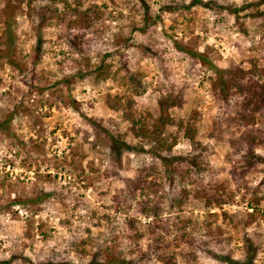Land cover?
<instances>
[{"label": "rangeland", "instance_id": "374dc122", "mask_svg": "<svg viewBox=\"0 0 264 264\" xmlns=\"http://www.w3.org/2000/svg\"><path fill=\"white\" fill-rule=\"evenodd\" d=\"M78 1L94 3L103 13L86 52L90 66L112 67L115 73L106 80L77 75L78 58L68 48L72 35L63 25H43L24 4L23 14L13 12L7 24L6 4H20L0 0V264H23L10 259L11 253L24 257V264L91 260L111 227L118 229L122 221L108 208L111 196L152 163L146 148H135L121 112L106 107L107 95L131 98L135 112L155 118L158 100L168 94L181 97L169 110L173 124L165 133L176 141L174 158L191 153L184 136L190 127L197 130L195 155L206 181L225 179L233 190L231 171L235 177L240 170L249 173L246 188L218 208L188 200L185 217L208 219L218 228L214 240L202 234L196 239L195 264H247V236L256 249L251 264H264V148L248 158L227 144L228 137L212 131V122L224 116L213 91L236 69L264 63V16L244 8L254 0ZM41 5L49 4L35 3ZM259 10L264 13V5ZM143 11H149V21L141 33ZM120 31L127 43L118 48L111 40ZM39 38V60L33 64ZM88 120L101 124L111 139H94ZM255 124L264 134V118L257 117ZM176 187L170 181L167 193ZM176 264L186 259L177 255Z\"/></svg>", "mask_w": 264, "mask_h": 264}, {"label": "trees", "instance_id": "16d2710c", "mask_svg": "<svg viewBox=\"0 0 264 264\" xmlns=\"http://www.w3.org/2000/svg\"><path fill=\"white\" fill-rule=\"evenodd\" d=\"M36 2L49 5L37 7ZM18 4L20 6L16 8L6 4L7 24L10 23L13 12L23 14L21 6L24 4L29 14L38 17L43 25L55 22L68 29L72 35L68 45L70 55L78 58L73 63L77 75L82 78L91 76L97 80H106L112 75V67L109 65H89V42L95 39L94 35L103 14L98 5L78 0L73 4L66 0H18ZM263 5L264 0H254L244 8H253L256 14L264 16L263 12L259 13ZM35 17L32 19L36 21ZM140 20L142 25L137 30L144 33L149 21V11H143ZM33 28L34 31L38 30L34 24ZM131 28L135 30V26ZM6 31H9L8 28ZM92 34V39L86 40ZM40 40L39 38L37 46L32 49L33 64L39 60ZM125 43L127 38L123 31L118 32L111 40V44L118 48L124 47ZM8 63L14 68L15 63L12 60ZM129 81L134 82L133 77ZM213 94L215 101L220 104L219 107L224 110V116L221 121L212 122V131L219 136L228 137L227 144L237 152L243 151L245 157L256 156V148H264V134L255 127L257 117L264 118V63L257 65L253 62L245 71L236 69L217 86ZM180 98L173 94L160 98L157 102L158 114L153 118L135 112L131 98L107 95L106 107L121 112L122 119L129 124L130 133L136 141L135 148H146L152 163H145L132 179H127L124 186L111 196V205L108 208L114 217L122 218L121 224L118 229L115 228L118 232L111 227L100 249L92 253L87 264H98L96 260L100 257L103 258V263L99 264H145L150 260L160 264H176L177 255L186 259V264H195L196 252L192 250L197 247L196 239L202 234L207 237V241L214 240L218 228L212 226L208 219L195 222L185 217L183 210L188 200L203 203L206 209L218 208L228 198H232L240 187L246 188L243 181L249 173L245 170H240L238 177L231 171L236 184L233 190L225 179L206 181L200 157L195 155L200 144L195 129L189 127L184 131L191 153L180 158L171 155L176 141L168 138L165 133L173 124L169 110L179 104ZM87 125L93 130L94 139L98 140L99 136L111 139L101 124L96 125L88 120ZM120 142L117 143L121 147L126 146L123 141ZM170 181L177 183L172 194H168L166 188ZM222 216L232 218L225 213ZM140 217L147 219V223H142ZM104 219L109 222L112 218L105 216ZM245 240L243 246L246 263L251 264L256 249L248 236ZM116 253H120L121 257H116ZM9 257L20 260L23 264L25 262L21 255L18 257L11 253Z\"/></svg>", "mask_w": 264, "mask_h": 264}]
</instances>
